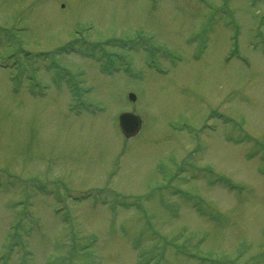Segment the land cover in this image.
Wrapping results in <instances>:
<instances>
[{"label":"rangeland","instance_id":"obj_1","mask_svg":"<svg viewBox=\"0 0 264 264\" xmlns=\"http://www.w3.org/2000/svg\"><path fill=\"white\" fill-rule=\"evenodd\" d=\"M0 264H264V0H0Z\"/></svg>","mask_w":264,"mask_h":264},{"label":"water","instance_id":"obj_2","mask_svg":"<svg viewBox=\"0 0 264 264\" xmlns=\"http://www.w3.org/2000/svg\"><path fill=\"white\" fill-rule=\"evenodd\" d=\"M129 98L132 101L136 100V96L132 93L129 94ZM119 124L121 131L126 138H130L138 134L142 127L140 117L129 112L122 113L119 116Z\"/></svg>","mask_w":264,"mask_h":264},{"label":"flooded vegetation","instance_id":"obj_3","mask_svg":"<svg viewBox=\"0 0 264 264\" xmlns=\"http://www.w3.org/2000/svg\"><path fill=\"white\" fill-rule=\"evenodd\" d=\"M45 65V64H44ZM44 65L42 66V68H44ZM47 69H49V68H47ZM45 84V83H44Z\"/></svg>","mask_w":264,"mask_h":264}]
</instances>
